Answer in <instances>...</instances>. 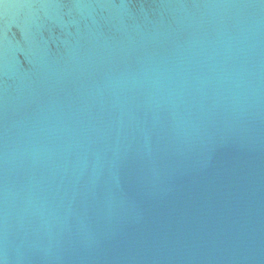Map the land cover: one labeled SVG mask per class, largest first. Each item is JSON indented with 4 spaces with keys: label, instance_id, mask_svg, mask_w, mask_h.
Segmentation results:
<instances>
[{
    "label": "water",
    "instance_id": "1",
    "mask_svg": "<svg viewBox=\"0 0 264 264\" xmlns=\"http://www.w3.org/2000/svg\"><path fill=\"white\" fill-rule=\"evenodd\" d=\"M0 264H264V0H0Z\"/></svg>",
    "mask_w": 264,
    "mask_h": 264
}]
</instances>
